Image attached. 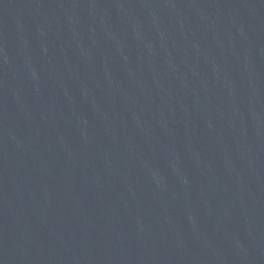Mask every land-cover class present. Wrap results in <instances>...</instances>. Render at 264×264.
<instances>
[{
  "label": "water",
  "instance_id": "1",
  "mask_svg": "<svg viewBox=\"0 0 264 264\" xmlns=\"http://www.w3.org/2000/svg\"><path fill=\"white\" fill-rule=\"evenodd\" d=\"M0 264H264V0H0Z\"/></svg>",
  "mask_w": 264,
  "mask_h": 264
}]
</instances>
